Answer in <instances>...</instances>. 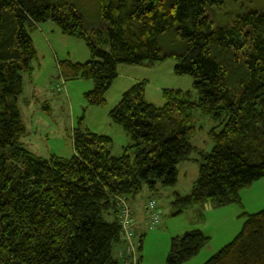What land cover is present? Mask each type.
I'll use <instances>...</instances> for the list:
<instances>
[{"label":"trees","instance_id":"1","mask_svg":"<svg viewBox=\"0 0 264 264\" xmlns=\"http://www.w3.org/2000/svg\"><path fill=\"white\" fill-rule=\"evenodd\" d=\"M226 8L227 0H99L100 27L90 30L68 1L0 0V264H139L145 233L139 246L135 236L144 222L155 231L161 214L151 230L130 202L143 190L176 185L177 165L194 151V105L181 91L164 90V106L155 108L141 83L109 114L133 141L121 156L111 155L110 138L88 130L75 129L71 158H38L21 147L20 74L36 57L28 29L46 22L86 43L89 59L63 61L60 72L93 84L84 94L93 107L106 105L117 66L175 60L174 74L194 80L196 107L219 123L227 116L219 133L209 132L211 150L199 153L198 180L179 202L241 207L240 192L264 179V11L219 25ZM122 199L135 223L130 241L119 223ZM241 217L239 233L204 264H264V210ZM208 242L199 230L173 237L166 264L195 259Z\"/></svg>","mask_w":264,"mask_h":264},{"label":"rangeland","instance_id":"2","mask_svg":"<svg viewBox=\"0 0 264 264\" xmlns=\"http://www.w3.org/2000/svg\"><path fill=\"white\" fill-rule=\"evenodd\" d=\"M65 1L71 3L84 16L88 29L100 27L99 0ZM227 2V14L224 10L222 17L216 16L219 18V25L229 24L235 16L243 12L264 11V0ZM28 34L33 40L36 57L30 63L31 70L20 74L22 92L17 98L16 107L25 131L18 138V144L38 158H71L75 153V129L107 136L112 141L111 155L121 156L133 141L128 133L112 123L109 114L122 95L137 84H144V101L155 108L164 106V90L181 91L182 96L194 105L190 114L194 133L188 138L194 151L190 160L177 165L176 185H157L158 191L155 193L143 190L130 202L138 219L146 217L144 209L150 199L156 201L157 211L161 214L160 226L155 231L147 232L144 229V239H147L144 250L138 253L142 264H165L170 246L169 237H179L193 230L201 231L209 238V242L195 259L185 264H204L239 233L243 224L242 214L250 215L264 210V179L240 192L241 207L234 205L218 209L210 204L194 202L183 209L179 199L188 196L198 180L201 158L199 153L211 150L209 132L215 129L219 133L227 116L224 115L219 123L196 107L198 93L193 86L194 80L189 76L174 74L175 60L168 59L148 66H117L118 75L106 93V105L93 107L84 98V94L93 89V84L84 80L66 81L60 72V63L63 61L84 63L89 59L86 43L64 37L50 22L28 29ZM171 42L174 43L171 39L167 40V47H174ZM133 159L134 156H131V160ZM174 194H178V197ZM116 206H119L117 202ZM158 234L159 236L153 238Z\"/></svg>","mask_w":264,"mask_h":264},{"label":"built area","instance_id":"3","mask_svg":"<svg viewBox=\"0 0 264 264\" xmlns=\"http://www.w3.org/2000/svg\"><path fill=\"white\" fill-rule=\"evenodd\" d=\"M122 203H124V199L121 200ZM120 215H119V223L121 224L122 228L125 231V234L128 238V241L132 238L133 235V230L135 228V223L133 221L132 215L130 214V211L128 210L127 206H122L120 209ZM145 215L147 218V223L152 230L157 224L159 223V218H160V212L157 211V203L155 200H149L145 206ZM140 244L138 243V246ZM132 245L129 244V246L126 249V255L129 256L130 249L132 252ZM119 256L122 257L123 254L122 252L119 253Z\"/></svg>","mask_w":264,"mask_h":264},{"label":"crops","instance_id":"4","mask_svg":"<svg viewBox=\"0 0 264 264\" xmlns=\"http://www.w3.org/2000/svg\"><path fill=\"white\" fill-rule=\"evenodd\" d=\"M144 225V224H143ZM143 225H142V227L140 228V230L138 231V233L136 234V236H135V243H138L139 242V240H140V237L139 236H143V234L145 233L144 232V227H143ZM161 234H163V232H161ZM157 236H159V234L158 235H154L153 236V238H156ZM173 238V236L170 238L169 237V245H170V242H171V239ZM145 239H147L146 237H145ZM145 239H143V243L141 244L142 245V250L141 251H143L144 250V244H145V242H146V240ZM232 241V240H231ZM229 243V242H228ZM227 243V244H228ZM138 251H140L139 249H137ZM168 250H169V248H168ZM168 253V252H167ZM137 256V255H136ZM165 259H166V257H165ZM139 264H142V262H141V260H140V262H139ZM165 264H166V260H165Z\"/></svg>","mask_w":264,"mask_h":264}]
</instances>
